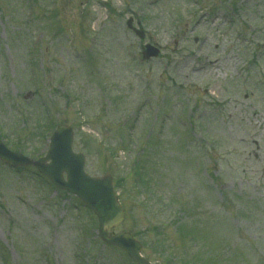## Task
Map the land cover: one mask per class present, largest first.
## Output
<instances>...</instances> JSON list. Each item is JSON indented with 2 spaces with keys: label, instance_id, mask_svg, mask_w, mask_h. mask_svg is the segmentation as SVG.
I'll return each instance as SVG.
<instances>
[{
  "label": "rangeland",
  "instance_id": "rangeland-1",
  "mask_svg": "<svg viewBox=\"0 0 264 264\" xmlns=\"http://www.w3.org/2000/svg\"><path fill=\"white\" fill-rule=\"evenodd\" d=\"M35 1L0 0V140L35 158L70 125L152 264H264V0ZM96 228L0 162V264H131Z\"/></svg>",
  "mask_w": 264,
  "mask_h": 264
},
{
  "label": "water",
  "instance_id": "water-1",
  "mask_svg": "<svg viewBox=\"0 0 264 264\" xmlns=\"http://www.w3.org/2000/svg\"><path fill=\"white\" fill-rule=\"evenodd\" d=\"M130 25V21H128ZM142 36L141 32H138ZM158 49L146 45L144 57L157 56ZM72 130L58 126L51 136L45 157L32 161L21 154L9 151L0 142V158L12 165H34L57 188L76 195L87 208L93 211L98 220V233L110 245L124 250L136 264H150L141 254V245L129 233L111 234L109 229L123 220V210L118 202L112 184V176H90L84 170V156L74 153L71 148ZM65 174V178L63 176Z\"/></svg>",
  "mask_w": 264,
  "mask_h": 264
},
{
  "label": "trees",
  "instance_id": "trees-1",
  "mask_svg": "<svg viewBox=\"0 0 264 264\" xmlns=\"http://www.w3.org/2000/svg\"><path fill=\"white\" fill-rule=\"evenodd\" d=\"M35 2H36L35 0H31V3H32L33 5H35ZM45 8H46V7H45ZM139 179H140V178H139ZM141 181H142V180H141ZM118 186H119V185L115 183V187H116L117 189H118ZM134 235L137 236V237L139 236L140 238H142V243H143L144 247L147 248V246H148L147 241L144 240L143 237H141L140 234H138V233H134Z\"/></svg>",
  "mask_w": 264,
  "mask_h": 264
},
{
  "label": "bare ground",
  "instance_id": "bare-ground-1",
  "mask_svg": "<svg viewBox=\"0 0 264 264\" xmlns=\"http://www.w3.org/2000/svg\"><path fill=\"white\" fill-rule=\"evenodd\" d=\"M214 69L213 70H215L216 69V66L215 67H213Z\"/></svg>",
  "mask_w": 264,
  "mask_h": 264
}]
</instances>
